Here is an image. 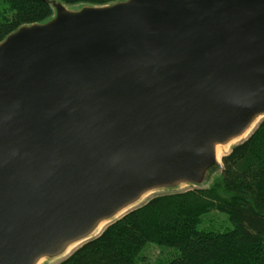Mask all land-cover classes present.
<instances>
[{"label": "water", "instance_id": "95a60500", "mask_svg": "<svg viewBox=\"0 0 264 264\" xmlns=\"http://www.w3.org/2000/svg\"><path fill=\"white\" fill-rule=\"evenodd\" d=\"M47 1L0 41V264L203 183L264 116V0Z\"/></svg>", "mask_w": 264, "mask_h": 264}, {"label": "trees", "instance_id": "16d2710c", "mask_svg": "<svg viewBox=\"0 0 264 264\" xmlns=\"http://www.w3.org/2000/svg\"><path fill=\"white\" fill-rule=\"evenodd\" d=\"M59 1L71 6L117 0ZM53 14L47 0H0V41ZM217 170L209 186L152 196L57 264H146L147 244L169 251L156 264H264V118L208 172ZM211 210L226 214L232 227H199Z\"/></svg>", "mask_w": 264, "mask_h": 264}, {"label": "rangeland", "instance_id": "374dc122", "mask_svg": "<svg viewBox=\"0 0 264 264\" xmlns=\"http://www.w3.org/2000/svg\"><path fill=\"white\" fill-rule=\"evenodd\" d=\"M81 5H83V4H81ZM81 5H71L68 7L69 8H78ZM263 118H264V116L261 119H263ZM261 119H259V121H261ZM259 121H258V123H259ZM258 123H256L255 126H257ZM254 127L251 129V131L254 129ZM248 134H249V132L242 135L241 137L237 138L236 140L230 142L225 147H223L221 152H220L219 159L221 158L222 155L228 153L233 145L243 141L247 137ZM220 165H221V163H220ZM219 171L220 170H217L211 174L208 172L204 182L199 184V185H196V186L180 185V186H176L173 188H163V189H157V190L150 191V192L146 193L131 208H134V207L141 205L142 203L146 202L149 198H151L152 196L157 195V194H163V193H169V192H175V191H183L185 189H189L192 187L209 186L216 180L217 176L219 175ZM203 220L204 221L202 223H200L199 227H213V228H219L222 230L232 227L230 221L227 218V215L222 213V212L215 211V210H211L208 213L204 214ZM106 224H102V226L106 225ZM76 246H78V243L71 245L68 249V252H66L64 255H60V256H57L54 258H42L41 260H39L38 264H57L61 259L66 257L71 251H73V249H75ZM167 252H169V251L162 250L158 246H156L155 244H147L145 246L144 251H143L146 264H156L157 260H159L161 258L166 259L167 257H169V255H168L169 253H167Z\"/></svg>", "mask_w": 264, "mask_h": 264}, {"label": "bare ground", "instance_id": "6f19581e", "mask_svg": "<svg viewBox=\"0 0 264 264\" xmlns=\"http://www.w3.org/2000/svg\"><path fill=\"white\" fill-rule=\"evenodd\" d=\"M237 138H239V137H237ZM237 138L231 140L230 142L236 140ZM230 142H228L226 145H228ZM226 145H218V146H216V152H217L218 160H219V157H220L219 155H220V152H221L222 148L225 147ZM38 262L36 264H38Z\"/></svg>", "mask_w": 264, "mask_h": 264}]
</instances>
